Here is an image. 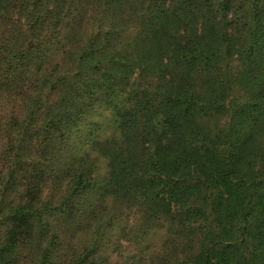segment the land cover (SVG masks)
<instances>
[{"label":"trees","instance_id":"obj_1","mask_svg":"<svg viewBox=\"0 0 264 264\" xmlns=\"http://www.w3.org/2000/svg\"><path fill=\"white\" fill-rule=\"evenodd\" d=\"M0 30V211L31 169L64 184L24 210L38 264L86 229L99 264L124 216L129 242L172 230L175 264H264V0H0Z\"/></svg>","mask_w":264,"mask_h":264},{"label":"rangeland","instance_id":"obj_2","mask_svg":"<svg viewBox=\"0 0 264 264\" xmlns=\"http://www.w3.org/2000/svg\"><path fill=\"white\" fill-rule=\"evenodd\" d=\"M2 33L0 30V36ZM91 122L96 125L94 137L103 138L113 133V118L108 108H99L91 117ZM89 132L90 130H87L84 134L87 136ZM81 146L80 142L78 147ZM98 165L100 171L106 170L104 160L100 159ZM3 170L4 166L0 162V172ZM34 171L31 169L23 173V178L18 181L17 192L11 194L8 199V203L18 207L23 215L15 216L8 208L3 210L1 204L0 264H38L39 250L46 247L50 240V229L35 228L36 218L27 216L32 215V207L40 206L47 193L55 194L58 198L64 184L60 188L56 185L50 186L41 174ZM24 210L26 214H30L24 216ZM131 222L127 221L126 216L115 222L109 241L105 240L102 251L101 248L98 251L99 264H175L186 254L185 243L177 240L174 232L167 227L152 230L141 242L127 241L125 237L131 236L128 234ZM93 235L94 233L87 229L78 230L73 236L70 230L66 234L60 233L62 243L59 253L68 254L66 260L69 264H80V259L86 256V250L91 246ZM74 253L76 257H73ZM101 253L104 256L102 262ZM56 264H60V261L56 260Z\"/></svg>","mask_w":264,"mask_h":264}]
</instances>
